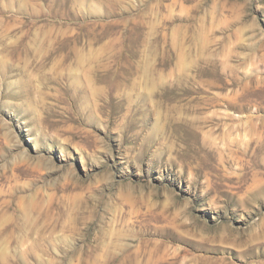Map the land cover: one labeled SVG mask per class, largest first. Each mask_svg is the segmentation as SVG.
Instances as JSON below:
<instances>
[{
    "label": "rangeland",
    "instance_id": "1",
    "mask_svg": "<svg viewBox=\"0 0 264 264\" xmlns=\"http://www.w3.org/2000/svg\"><path fill=\"white\" fill-rule=\"evenodd\" d=\"M0 264H264V0H0Z\"/></svg>",
    "mask_w": 264,
    "mask_h": 264
}]
</instances>
